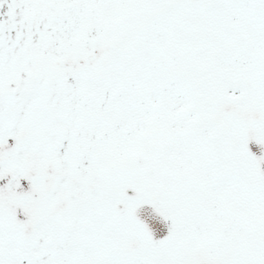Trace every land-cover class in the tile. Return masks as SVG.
Returning <instances> with one entry per match:
<instances>
[{"label":"snow or ice","instance_id":"6c2138e0","mask_svg":"<svg viewBox=\"0 0 264 264\" xmlns=\"http://www.w3.org/2000/svg\"><path fill=\"white\" fill-rule=\"evenodd\" d=\"M0 264H264V0H0Z\"/></svg>","mask_w":264,"mask_h":264}]
</instances>
